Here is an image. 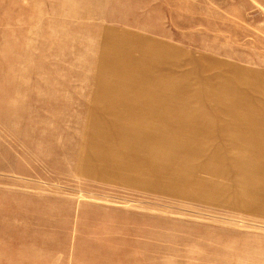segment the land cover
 Listing matches in <instances>:
<instances>
[{
    "label": "rangeland",
    "instance_id": "374dc122",
    "mask_svg": "<svg viewBox=\"0 0 264 264\" xmlns=\"http://www.w3.org/2000/svg\"><path fill=\"white\" fill-rule=\"evenodd\" d=\"M0 264H264V0H0Z\"/></svg>",
    "mask_w": 264,
    "mask_h": 264
}]
</instances>
